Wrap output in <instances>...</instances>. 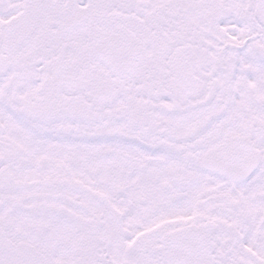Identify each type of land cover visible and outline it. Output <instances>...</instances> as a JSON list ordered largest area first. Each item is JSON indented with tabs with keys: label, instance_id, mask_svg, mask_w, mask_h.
Masks as SVG:
<instances>
[{
	"label": "snow or ice",
	"instance_id": "6c2138e0",
	"mask_svg": "<svg viewBox=\"0 0 264 264\" xmlns=\"http://www.w3.org/2000/svg\"><path fill=\"white\" fill-rule=\"evenodd\" d=\"M0 264H264V0H0Z\"/></svg>",
	"mask_w": 264,
	"mask_h": 264
}]
</instances>
